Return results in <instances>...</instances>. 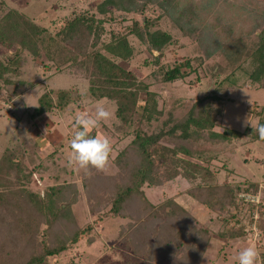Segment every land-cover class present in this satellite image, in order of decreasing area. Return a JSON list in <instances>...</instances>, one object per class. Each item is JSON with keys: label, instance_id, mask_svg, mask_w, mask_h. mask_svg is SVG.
<instances>
[{"label": "trees", "instance_id": "trees-1", "mask_svg": "<svg viewBox=\"0 0 264 264\" xmlns=\"http://www.w3.org/2000/svg\"><path fill=\"white\" fill-rule=\"evenodd\" d=\"M176 1L104 0L96 9L65 18L56 32L17 9H10L0 18V45L8 51L0 56L1 85L15 83V92H18L25 82L20 79L21 65L30 58L41 60L48 71L73 69L88 82V88L83 92L78 87L46 91L30 112L33 119L54 110L64 113L86 96L94 100L106 98L115 101L117 106L112 127L115 136H132L113 159L118 173L109 175L93 170L83 178L82 186L76 182L56 184L47 189L44 197L30 187L33 174L42 168L39 156L36 154L38 164L31 159L28 166L17 152H4L0 159V212L6 208L12 219L17 220L11 233L18 234V240L23 238L34 252L22 264H47L48 258L59 256L82 241L85 231L77 226L76 212L70 204L64 207L62 202L70 197L74 206L83 192L89 196L93 209L98 211L100 205L90 190L91 184L97 181L103 184L105 200L111 202L116 215L132 219L137 206L147 216L141 220L143 227L134 229L136 232L144 236H163L155 246L145 239V244H150L148 254L136 245L141 234L133 238L134 231L124 241L135 255L148 259L150 264H163L168 258L167 253L181 248L189 254L190 262L185 264L200 263L211 236L206 228L196 223L193 210L198 204L216 213L229 212L230 218H236L243 226L248 221L239 220L237 214L232 215L231 207L240 205L242 209L245 204L238 202V194L254 192L257 186L250 188L249 185L244 189L241 185H219L214 171L199 162L210 165L217 159L219 151L230 146L235 150L233 143L243 139H249L245 141L249 145L260 141L257 132L252 126L245 131L216 130L221 110L214 109L212 102L220 100L221 96L214 92L198 98L186 112L176 116L174 110H167L165 99L160 104L163 96L152 90L151 82L126 66L143 52L142 48L137 50L138 41L152 57H146L143 66H157L153 75H160V83L187 81L199 68L205 67L207 60L221 55L233 68L232 76L241 71L251 84L260 85L264 82V14L255 26L256 32H243L226 43L214 28L194 24L192 9L180 10ZM152 7L162 14L159 13L157 18L147 16ZM122 14L135 15L136 19L124 31L108 30V25L117 22ZM162 15L168 16L184 37L195 42L202 55L163 62L168 48L176 42L172 34L160 26ZM205 70L220 80L219 72ZM232 76L220 80L216 91L224 90L225 86L237 87ZM259 124H264V118ZM29 143L33 149L38 147L35 138ZM21 148L17 146V150ZM230 154L234 153L231 151ZM180 176L195 184L183 196L167 199L161 204L147 198L144 186H161ZM249 208L250 222L253 221L252 214L259 209L258 223L262 229L264 208L253 204ZM69 226H74L73 233L67 232ZM85 229L89 232L91 228ZM241 229L243 234L248 233L245 227ZM231 235L228 237L232 238ZM35 242L36 247H33ZM261 254L264 257V251ZM170 264L183 263L177 259Z\"/></svg>", "mask_w": 264, "mask_h": 264}, {"label": "rangeland", "instance_id": "rangeland-1", "mask_svg": "<svg viewBox=\"0 0 264 264\" xmlns=\"http://www.w3.org/2000/svg\"><path fill=\"white\" fill-rule=\"evenodd\" d=\"M103 1L0 0V18L10 9H17L31 19L47 26L52 32H56L65 18L79 12L96 9V6ZM176 2L180 10L188 7L192 9L194 24L214 28L226 43L230 38H235L243 32H256L255 26L261 21L264 14V0H177ZM159 13L162 14L152 7L148 9L146 15L157 18L160 16ZM124 17L126 19H123ZM134 18L136 19L135 15L122 14L117 22L108 25V30L124 31ZM160 26L170 32L176 42L168 48L163 62L172 63L185 57L202 55L198 45L184 37L168 16L160 17ZM136 45L138 46L137 50L142 48L143 52L136 55L135 61L127 64L126 67L133 69L140 78L151 82L152 90H156L163 96L160 99V104H163L165 99L167 110H174L176 116H181L186 112L198 98L214 92L221 96L220 100L212 102L214 109L221 110L220 123L215 128L216 130L223 131L226 128H231L245 131L252 125L257 126L260 119L264 118V110L262 111L264 82L260 85H253L241 71H236L232 76L233 68L221 55L207 60L205 67L199 68L197 74L192 75L187 81L178 80L163 84L158 81L160 75H153V70L157 69V66H143L146 57L152 58L150 53L138 41ZM7 52V49L0 45V56ZM155 54L158 53L155 52ZM206 68L215 74L219 72L220 80L229 75L232 76L238 83L237 87L225 86L224 90L216 91L220 80L215 79L211 71L205 70ZM20 75V79L25 82L18 92L17 90L15 92V83L5 86L0 84V159L4 152L12 150L20 155L25 165L30 166L31 159H35L38 164L37 154L42 168L33 174L30 187L39 192L41 197L45 196L47 189L56 184L76 182L82 186V180L87 175L83 172L77 173L66 163L67 153L70 150L69 141L76 131L73 121L78 112L88 111L91 114L94 111L95 103L103 101L112 115L109 120L101 122L100 127L95 129L94 135L107 136L112 143L110 166L103 173L109 175L118 173L119 170L113 164V159L120 148L125 147L131 141L132 136L126 138L115 136L112 128L116 121L117 106L115 101L106 98L94 100L86 96L67 108L64 113L54 110L33 119L30 112L38 105L40 96L46 91L49 92L52 88L78 87L83 92L88 88V82L82 78V74L76 73L73 69L64 72L48 71L41 60L33 61L32 58L22 63ZM246 121L249 123L246 124ZM34 138L38 147L33 149V145L31 146L29 142ZM247 140L249 139L233 143L234 148L236 147L235 150L230 149V146L223 149L224 151H219L217 159L213 160L210 165L195 160L205 167L209 166L214 171L219 185H241L243 188L249 187V185L250 188H252L251 185L257 186V190L254 192L241 191L238 194V202L245 204L242 209L239 208L240 205L231 207L232 215L237 214L239 220H248L245 226L237 223L236 218H230L229 212L216 213L202 204L195 206L193 215L197 218L196 223L198 226L206 228L211 236L205 255L199 264H237L235 257L238 252L249 245H254L258 249L260 264H264V257L261 254V251H264V226H261L263 227L261 229L258 223L259 209H256L252 214L253 221H249V206L251 204L264 208V140L256 141L251 145L245 144ZM17 146L23 148L17 150ZM231 151L234 153L233 155L230 154ZM194 185L180 176L161 186H144V191L150 201L161 204L170 198H180ZM90 190L92 197L100 205L98 211L95 207L93 209V205L89 202V196L83 192L79 202L74 206L70 197L65 198L66 201L62 202L64 207L70 204L76 212L77 226L81 231H85L82 241L59 256L48 258L47 264H150L148 259L143 260L135 255L124 242L130 234L134 233V229L143 227L141 220L147 216L143 215L137 206L134 208L133 220L116 215L112 211L111 202L105 200L101 182L97 181L91 184ZM241 193L246 194L249 200L241 198ZM3 209V213L0 212V238H2L0 241V264L26 263L34 252L29 245L22 241L23 238L18 240V234L11 233L12 226L16 224L17 220L12 219L6 208ZM39 217L41 216H37V218ZM87 227L91 228L89 232L85 229ZM244 227L247 234L241 232V228ZM20 231L22 230L20 229ZM72 231H75L74 226H69L67 232L73 233ZM230 233H232V238L228 237ZM140 234L135 231L133 238ZM162 238L163 236L141 234L136 245L148 254L149 245H157ZM145 239L149 240L147 243L150 244L146 245ZM33 247H36V242ZM167 254L168 258L163 264H170L177 259L183 264L190 262L187 250L184 251L182 248L176 249L172 254Z\"/></svg>", "mask_w": 264, "mask_h": 264}, {"label": "clouds", "instance_id": "clouds-1", "mask_svg": "<svg viewBox=\"0 0 264 264\" xmlns=\"http://www.w3.org/2000/svg\"><path fill=\"white\" fill-rule=\"evenodd\" d=\"M111 115L103 101L95 103L93 113L80 111L75 115L73 126L76 131L69 141L70 150L66 157L69 168L85 175L91 174L93 170L106 172L109 169L112 143L107 136L93 133L100 127L101 122L109 120ZM252 128L257 132L259 139L264 140V124L255 127L252 125ZM240 197L246 198V194L241 193ZM235 259L237 264H260V252L254 245H249L242 248Z\"/></svg>", "mask_w": 264, "mask_h": 264}, {"label": "built area", "instance_id": "built-area-1", "mask_svg": "<svg viewBox=\"0 0 264 264\" xmlns=\"http://www.w3.org/2000/svg\"><path fill=\"white\" fill-rule=\"evenodd\" d=\"M246 200H249V199H248V196H246Z\"/></svg>", "mask_w": 264, "mask_h": 264}]
</instances>
